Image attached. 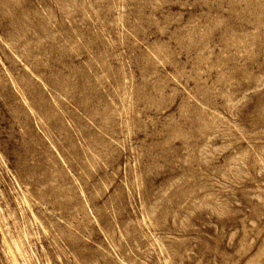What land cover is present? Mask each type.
<instances>
[{"label": "rangeland", "instance_id": "374dc122", "mask_svg": "<svg viewBox=\"0 0 264 264\" xmlns=\"http://www.w3.org/2000/svg\"><path fill=\"white\" fill-rule=\"evenodd\" d=\"M0 264H264V0H0Z\"/></svg>", "mask_w": 264, "mask_h": 264}]
</instances>
